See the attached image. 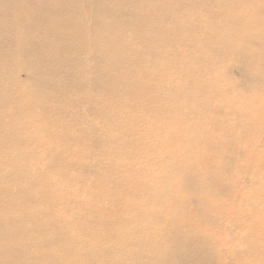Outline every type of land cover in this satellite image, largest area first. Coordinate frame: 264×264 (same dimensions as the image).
<instances>
[{
    "label": "bare ground",
    "instance_id": "6f19581e",
    "mask_svg": "<svg viewBox=\"0 0 264 264\" xmlns=\"http://www.w3.org/2000/svg\"><path fill=\"white\" fill-rule=\"evenodd\" d=\"M0 264H264V0H0Z\"/></svg>",
    "mask_w": 264,
    "mask_h": 264
},
{
    "label": "rangeland",
    "instance_id": "374dc122",
    "mask_svg": "<svg viewBox=\"0 0 264 264\" xmlns=\"http://www.w3.org/2000/svg\"><path fill=\"white\" fill-rule=\"evenodd\" d=\"M21 76L24 77V73H21ZM233 76L237 79L239 78L240 74L239 71L237 69L233 70Z\"/></svg>",
    "mask_w": 264,
    "mask_h": 264
}]
</instances>
